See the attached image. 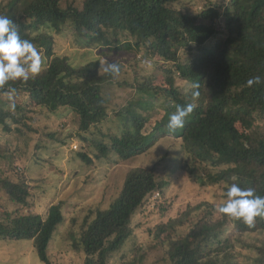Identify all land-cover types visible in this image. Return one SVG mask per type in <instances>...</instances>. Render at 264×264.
I'll use <instances>...</instances> for the list:
<instances>
[{"label": "trees", "instance_id": "16d2710c", "mask_svg": "<svg viewBox=\"0 0 264 264\" xmlns=\"http://www.w3.org/2000/svg\"><path fill=\"white\" fill-rule=\"evenodd\" d=\"M0 15L14 21L21 37L44 48L48 58L35 79L9 81L0 89V94L23 91L30 97L28 106L0 96V126L6 131L13 130L12 120L24 123L38 107L71 108L87 132L79 134L81 139L96 146L97 156L118 163L169 136L181 140L180 153L194 180L225 190L236 183L264 196V129L255 125L257 117L264 119V83L247 85L255 76L264 81V0H83L82 6L75 0H0ZM67 24L86 46L99 45L104 53L143 50L162 81L140 74L131 84L139 97L110 114L103 83L113 76L102 63L76 64L55 52L52 32ZM215 39L218 44L211 48ZM194 83L199 85L195 101ZM159 98H164V108L153 121L150 112ZM193 102L197 106L184 127L170 132V114ZM111 116L119 117L115 126L108 121ZM80 156L92 162L87 153ZM168 183L153 167L130 169L115 199L106 208L92 209L74 237L75 248L86 254L85 264H111L110 257L133 236V217ZM2 184L13 202L26 206L25 182ZM218 205L203 201L159 224L155 236L167 246L171 264H225L221 258L232 263L235 243L233 235L225 234L231 217L219 213ZM20 208L0 219V238L32 239L43 263L53 264L48 248L64 220L62 203L52 204L45 217ZM254 227L264 233V217L254 218ZM252 246L253 264H264V235Z\"/></svg>", "mask_w": 264, "mask_h": 264}, {"label": "rangeland", "instance_id": "374dc122", "mask_svg": "<svg viewBox=\"0 0 264 264\" xmlns=\"http://www.w3.org/2000/svg\"><path fill=\"white\" fill-rule=\"evenodd\" d=\"M75 4L82 6L83 0H75ZM52 33L55 52L69 57L76 64L96 60L102 65L104 62H115L121 66L119 77H110L103 83L110 114L139 97L131 84L136 83L135 78H140V74L148 75L155 83L162 81L163 77L151 64L153 59L144 57L143 50H111L104 53L99 45L86 46L70 24L64 26L63 31ZM218 40L215 39L209 46L214 48ZM37 48L46 66L48 58L45 49ZM0 96L4 102L30 106L27 92H6ZM164 101V98H159L155 109L150 112L153 121L160 118ZM260 118L257 117L255 125L264 129V119ZM108 121L115 126L119 117L113 120L111 116ZM109 123L104 124V131L108 130ZM10 125L12 131L0 126V219L6 220L8 214L14 216L19 207H22V213L34 212L45 217L52 204L61 202L64 220L57 226L48 248L53 264H85L86 254L75 248L74 237L92 209L110 205L132 168L153 167L158 178L169 183L163 190L156 191L145 209L133 217V239L129 238L110 257L111 264H171L166 253L167 246L155 236L159 224L180 218L189 206L203 201L221 204L226 199L223 186L204 185L194 180L185 167L186 157L180 153L181 140L177 138L167 136L144 154L114 163L105 156H97L99 151L96 146L81 139L79 134L86 130L71 108L52 110L38 107L36 111L29 112L24 123L12 120ZM238 125L242 127L241 123ZM81 152L87 153L92 162L85 161L80 156ZM3 180L25 182L29 186L25 207L13 202L2 184ZM252 229H255L254 223L248 225L242 220L230 218L225 231L226 235H233L235 243L230 264H253L255 251L251 249L252 245L263 238L264 233ZM221 260L229 264L224 258ZM0 264L44 263L32 239L0 238Z\"/></svg>", "mask_w": 264, "mask_h": 264}, {"label": "clouds", "instance_id": "9594fccd", "mask_svg": "<svg viewBox=\"0 0 264 264\" xmlns=\"http://www.w3.org/2000/svg\"><path fill=\"white\" fill-rule=\"evenodd\" d=\"M45 63L38 48L28 39L20 35L19 26L7 16L0 15V89L9 81L19 80L27 83L41 73ZM103 71L119 77L121 66L118 63L103 64ZM264 83L260 76L247 81L248 86ZM192 99L195 101L199 92L198 84L192 85ZM196 103L177 106L176 111L170 114L166 127L170 132L183 128L185 119L194 111ZM226 199L217 206L219 213L233 219L242 220L248 225L254 223V218L264 217V196L257 195L252 188H241L233 183L227 187Z\"/></svg>", "mask_w": 264, "mask_h": 264}]
</instances>
